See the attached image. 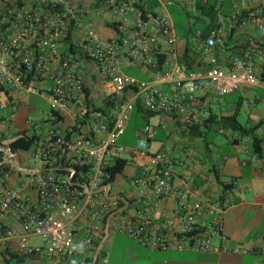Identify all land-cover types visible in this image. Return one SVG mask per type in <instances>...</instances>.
<instances>
[{"label": "built area", "instance_id": "built-area-1", "mask_svg": "<svg viewBox=\"0 0 264 264\" xmlns=\"http://www.w3.org/2000/svg\"><path fill=\"white\" fill-rule=\"evenodd\" d=\"M194 1L105 0L90 10L75 0H1L0 264H82L80 244L90 242L110 216L109 229L152 249L206 252L218 237L222 252L264 256V241L253 249L230 245L225 215L235 199L229 191L219 198L200 194L195 177L186 175L174 205L164 207L175 189V166L183 160L151 149L157 135L153 125L139 131L134 146L121 142L138 102L176 116L179 126L190 128L211 116L212 94L264 88V69L255 57L262 39L251 38L246 54L231 56L227 67L184 60L168 7ZM249 2L242 0L234 9L231 24L251 23L262 38L264 0ZM106 13L116 34L103 39L95 17ZM73 30L82 34L72 43ZM219 32L211 33L204 53L216 46ZM66 41L69 48L63 51ZM87 63L107 89L110 110L98 106L88 92ZM124 66H137L151 76L137 78L125 73ZM22 94L47 100L49 117L30 114L25 127L14 132ZM65 118L71 120L66 126ZM22 133L34 138L28 167L19 163L20 153L27 151L10 146L13 136ZM118 158H127V165L139 171L129 182L136 195L121 212V199L108 195L114 183L109 168ZM84 227L86 236L78 242Z\"/></svg>", "mask_w": 264, "mask_h": 264}, {"label": "crops", "instance_id": "crops-1", "mask_svg": "<svg viewBox=\"0 0 264 264\" xmlns=\"http://www.w3.org/2000/svg\"><path fill=\"white\" fill-rule=\"evenodd\" d=\"M104 1L75 0L81 9L88 8L90 10L95 9ZM241 1L195 0L192 6H186L181 3L173 4L181 5L187 14L190 27L182 35L177 30L175 18L170 9V6L173 5L168 7L176 33L180 38L181 48L185 50L187 43H191L193 49L191 54L193 53L195 56V65H220L227 67L231 56H244L246 54L251 38L262 39L264 42V37L261 38V32L253 24L232 26L230 18ZM258 1L251 0L249 5L256 4ZM156 4L155 1L152 2V6ZM196 23L199 24L198 28L195 27ZM95 25L103 39L110 38L116 34L111 22V14L109 13H106L103 17H95ZM191 29L193 30L191 31ZM215 30H220L217 36V44L209 54H206L203 52L205 42ZM81 34L79 30H73L69 39L70 42L73 43ZM68 41L62 46L63 51L69 48L68 43L70 42ZM263 42L262 49L260 48L261 51H257L255 55L256 62L262 69H264ZM207 56H210L211 59L207 60ZM132 67L137 68L136 73L141 76L133 75L137 78L144 79L151 76L149 72L137 66H124L125 69ZM86 68L88 92L93 95L94 102L98 106H106L108 108L105 102L107 89L91 74L93 64L87 63ZM238 93H240L238 100H227L228 95L216 96L212 94L213 99H216V101L210 100L212 114L221 117L237 113L238 121L245 129L255 128L254 133L263 138L262 147L264 149V88L245 87ZM243 93L245 97L242 95ZM32 97L34 96L28 97V95L23 94L20 96L21 106L17 119L12 126L14 132L25 127L26 118L30 114L36 115L41 119L49 117V110L37 111L36 109V112L32 111L30 107ZM243 111L247 115L245 123L240 120ZM70 123L71 120L69 118L63 120V125L65 126ZM148 124L153 125L157 130L156 138L150 143L151 149L166 150L170 155L183 160L182 165L175 166V189L172 197L166 200L164 207L170 208L174 205L176 192L181 189V179L186 175L195 177L197 191L200 194L211 195L214 198H219L226 192V184H232L228 191L232 198L235 199V203L227 209L225 215V234L229 243L232 247L239 246L247 249H253L262 244L264 241V150L261 156L255 152L252 145V134L231 128L225 129L221 125L215 124L211 129H205L202 126L201 130H203V133L195 135L189 131H183L182 127L168 115L154 116ZM216 125L219 133L228 135V143H230L228 147L208 139L209 132L215 129ZM145 126L136 129V137L133 144L122 143L128 147L134 146L137 142L139 131ZM126 134L122 139L132 142L131 138L127 137ZM159 136L165 137L166 140L159 138ZM173 138L175 140L177 138H187L189 141H186L180 147L177 143L171 144L170 140ZM242 144L245 145L243 150L241 148ZM22 153H30L27 160L20 157ZM243 153L248 158H242ZM19 163H21L22 167H28L31 164V152H21ZM17 168L20 169L21 167ZM137 173L139 171L135 166L128 164L122 174L125 176L126 185L124 187L117 186L115 189L113 186L109 195L122 196L127 200L133 199L136 192L130 187L129 182L130 178ZM84 222L85 220H83ZM13 226L17 230L21 229L17 223L13 224ZM85 236L86 229L84 227L80 231L77 241L80 242ZM11 244L13 247L16 246L15 241ZM221 244L222 239L217 237L213 241V248L206 252L152 249L126 234L114 232L111 229L107 232V224L103 223L99 225L98 231L92 236L90 242L80 244L79 261L82 264H113L115 262L112 263V255L115 251H119L125 253V256H128L129 260L133 261L134 264H264V256L257 252H222L218 250ZM118 264L127 263L120 260Z\"/></svg>", "mask_w": 264, "mask_h": 264}, {"label": "trees", "instance_id": "trees-1", "mask_svg": "<svg viewBox=\"0 0 264 264\" xmlns=\"http://www.w3.org/2000/svg\"><path fill=\"white\" fill-rule=\"evenodd\" d=\"M193 29H191L192 31ZM188 35V34H187ZM192 46L191 43H187L186 49L184 51V60L189 64V65H193L195 62V56L193 55V53L191 54L192 51ZM105 102L107 103L108 106V110L111 109V101H110V97L105 99ZM162 115H168L162 112H157V111H152L150 109H147L146 107L143 106V104L141 102H138L137 105L135 106V109L133 111L131 120H135L137 125L135 126V129L144 126L146 124H148L150 122V119L154 116H162ZM169 116V115H168ZM172 117V116H171ZM177 124L178 123V119L176 116L172 117ZM130 120V121H131ZM143 121V125L138 124L140 122ZM130 124V123H129ZM215 124H219L221 125V127L226 128H231L233 130H239L242 132H248L250 134H252V145L254 147L255 152L258 155H262L263 154V147H262V143H263V138L259 137L258 135H256L255 132V128H250V129H245V127L238 121L237 118V113L233 114V115H229V116H217L215 114H211V116L208 119H205L203 121H201L199 124H196L190 128H183V131H189L190 133H193L195 135H201L203 133V130H201L202 126L205 129H211L213 125ZM129 126V125H128ZM181 127V126H180ZM34 143V138L30 137V136H26L24 133L22 134H16L13 136V138L10 141V146L12 147L13 150H24V151H28L32 148ZM128 160L127 158H118L115 162V164L109 168V170L112 173V179L111 182H114L116 180V177L118 174H123L124 170L127 166ZM58 173H66V171L64 169L62 170H58ZM232 184H226L225 185V190L228 191L231 188ZM120 203L122 206L125 205V202L120 200ZM107 220V218H106Z\"/></svg>", "mask_w": 264, "mask_h": 264}, {"label": "rangeland", "instance_id": "rangeland-1", "mask_svg": "<svg viewBox=\"0 0 264 264\" xmlns=\"http://www.w3.org/2000/svg\"><path fill=\"white\" fill-rule=\"evenodd\" d=\"M170 9L171 11L173 12V15H174V18H175V22H176V25H177V30L179 31L180 35H182V33H186L187 30H188V27L189 24H188V20H187V14L185 13V10L184 8L177 4V5H173V6H170ZM216 22V21H214ZM196 26L195 27H199V24L196 23L195 24ZM211 57L210 56H207V60H210ZM136 70L137 68L135 67H132V68H124V72L125 73H129V74H132V75H137L139 77H141L138 73H136ZM239 95L240 93L238 92H235V93H232V94H229L227 96V100H238L239 99ZM244 97H245V94L243 93L242 94ZM30 107L32 108V111H35L36 112V109L37 111L38 110H45V111H48L49 110V103L47 100L43 99V98H40V97H37V96H34L31 98V101H30ZM247 119V115H246V112L243 111L242 112V116L240 117V120L245 123V120ZM129 127H128V131H127V134L126 136L127 137H130L132 142H127L126 139H122L121 142H124V143H128V144H133L135 142V137H136V129H135V126L137 125L136 121L135 120H131L129 122ZM143 125V121L138 123V124H141ZM163 138L165 139V137L163 136H159V138ZM208 139L211 141V140H214L215 142H218V143H221L223 145H225L226 147L229 146L230 143H228L229 141V138H228V135H225L223 133H219L218 130H217V125L215 127V129L211 130L209 132V136H208ZM166 140V139H165ZM172 143L171 144H179L180 147H182L185 142L189 141V139H184V138H177V140H175V138H173L172 140H170ZM248 142V140H247ZM242 150L245 148V145L242 144L241 146ZM30 153H22L20 157H22V159L24 160H27L28 157H29ZM242 158H248L244 153L242 154ZM126 185V182H125V176L122 175V174H119L117 177H116V180L114 181V189L118 186V187H124ZM32 241H37L38 243H42V240L40 238H33ZM112 263L113 264H116V261H117V264H118V261L120 260H123V261H126L127 264H134L133 261L129 260L128 256H125V253H121L119 251H115L112 255Z\"/></svg>", "mask_w": 264, "mask_h": 264}, {"label": "water", "instance_id": "water-1", "mask_svg": "<svg viewBox=\"0 0 264 264\" xmlns=\"http://www.w3.org/2000/svg\"><path fill=\"white\" fill-rule=\"evenodd\" d=\"M55 170H58V169L56 168ZM108 193H109V190H107V194ZM115 197H117V198H119V199H121V200H123L125 202V206L123 208H121V210H119L118 212H121L122 210H125L128 207V205H129V200H127L126 198H124L122 196H115ZM110 218H111V216L108 218V221H107V232L109 231L108 223L110 221Z\"/></svg>", "mask_w": 264, "mask_h": 264}]
</instances>
